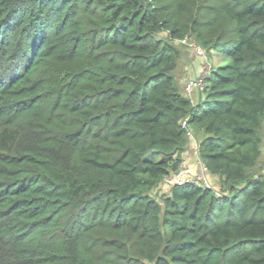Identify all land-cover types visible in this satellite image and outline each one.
Returning a JSON list of instances; mask_svg holds the SVG:
<instances>
[{
  "label": "trees",
  "instance_id": "16d2710c",
  "mask_svg": "<svg viewBox=\"0 0 264 264\" xmlns=\"http://www.w3.org/2000/svg\"><path fill=\"white\" fill-rule=\"evenodd\" d=\"M263 146L264 0H0V264H264Z\"/></svg>",
  "mask_w": 264,
  "mask_h": 264
},
{
  "label": "built area",
  "instance_id": "2783aa9c",
  "mask_svg": "<svg viewBox=\"0 0 264 264\" xmlns=\"http://www.w3.org/2000/svg\"><path fill=\"white\" fill-rule=\"evenodd\" d=\"M186 44L189 45L191 49H193L198 56L206 57L205 50L197 45L194 42L185 41ZM208 64L205 62L203 69L201 70L200 74L194 78L188 79L185 83V90L187 95L190 98H193V95L196 91L202 90L206 86V79L210 76L211 66L208 67ZM187 121L186 118L182 124L184 128H187ZM189 136L193 137L192 132H188ZM208 171L204 164L201 162V168L198 171L193 170L189 165L183 164L180 169L170 176L166 177L162 186L174 187L179 185H184L186 183H202L206 187H213L210 185Z\"/></svg>",
  "mask_w": 264,
  "mask_h": 264
},
{
  "label": "rangeland",
  "instance_id": "374dc122",
  "mask_svg": "<svg viewBox=\"0 0 264 264\" xmlns=\"http://www.w3.org/2000/svg\"><path fill=\"white\" fill-rule=\"evenodd\" d=\"M207 63L206 59L200 58L198 55L194 54L191 48L183 47L181 48V61L179 65V74L180 71L183 72L182 82L188 79L194 78L198 76L203 69V66ZM185 63V64H183ZM229 63V59L219 52H214L213 55L208 59V67L217 68L224 67ZM207 67V68H208ZM193 148L197 146V144H191ZM201 161V160H200ZM201 168V167H200ZM210 185L214 186L212 180L209 181ZM215 187V186H214Z\"/></svg>",
  "mask_w": 264,
  "mask_h": 264
},
{
  "label": "crops",
  "instance_id": "0c3cea01",
  "mask_svg": "<svg viewBox=\"0 0 264 264\" xmlns=\"http://www.w3.org/2000/svg\"><path fill=\"white\" fill-rule=\"evenodd\" d=\"M186 80L183 82V86L185 85ZM196 98L198 99V94L196 96ZM198 141H199V137L193 138V140H191L190 142V146L188 147L187 152L184 154V162L185 164L189 165L193 170L198 171L200 170L201 167V161L199 159L198 156ZM191 144H197V146L195 148H193V146H191ZM263 153H264V146H263ZM209 175V178L212 180L214 186L218 189L219 188V181L216 177ZM162 189L165 192H168L170 190V187L168 186H162Z\"/></svg>",
  "mask_w": 264,
  "mask_h": 264
}]
</instances>
